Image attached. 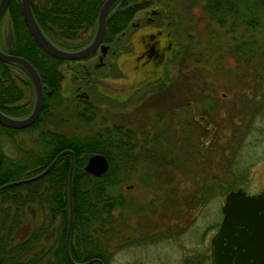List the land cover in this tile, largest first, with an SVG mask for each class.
<instances>
[{
    "label": "trees",
    "instance_id": "1",
    "mask_svg": "<svg viewBox=\"0 0 264 264\" xmlns=\"http://www.w3.org/2000/svg\"><path fill=\"white\" fill-rule=\"evenodd\" d=\"M30 1L34 16L43 31L53 41L64 45L52 33H59L68 38L75 36L77 30L83 27L94 26L103 0ZM119 1L106 18L105 39L122 29L136 10L135 5L120 6L126 0ZM192 2L201 6L210 22L219 24L230 33L227 38L233 37L235 48L233 51L229 48V53L239 57L244 64L243 70L250 67L248 77L251 76L255 91L250 97L247 96L246 90L242 94L239 113L243 128L234 127L230 141L237 147L244 141L246 131L248 135L251 134L249 127L253 118L257 117L260 131L264 129V0ZM6 11L11 21L9 47H0L6 52L21 55L31 61L39 72L43 86L52 89L53 93L51 96L45 95L42 108L30 125L13 128L0 123V185L33 175L48 165L61 150H73V219L68 246L75 261L99 258L104 264H110L112 256L124 246L134 242L155 241L159 235L151 234L157 227L153 224L154 210L150 211L148 205L154 203L159 195L161 208H174V213L179 214V209L183 207L181 202H185L186 211L189 212L191 207L194 217L219 187H223L224 193L231 190L232 186L228 182L218 184L206 179L193 180V192L190 194L192 199L189 200V194H186L184 200L179 201V192L171 185L175 170L182 166L181 160L184 164L193 162L197 166L195 159L199 149L195 145L187 144L183 145L182 154L178 153L170 134L164 128L152 134L147 130H139L142 139L138 144L137 133L124 128L120 123L101 126L86 135H70L48 127L46 116L51 114L48 111V99H59L57 92L63 78L59 65L62 59L46 53L33 39L22 17L20 0H9ZM222 51L227 53L226 49ZM196 60L198 61L197 56ZM181 64L180 61V66ZM14 69L21 70L27 76L26 80L20 79L21 84L17 82ZM187 72L191 73L186 76L192 82L205 76L201 66ZM28 83H31V80L22 67L0 60V109L11 115L27 113L29 107H26V103L16 101L23 96L25 85ZM177 85L182 87V84ZM174 86V82L162 85L155 92V101L158 98L173 96ZM150 101L152 102V98ZM172 101L167 102L171 107L168 108L169 112L176 106V102L171 103ZM183 101L178 104L181 105ZM147 104L149 101L144 103L146 106ZM160 104L166 103L162 100ZM218 107V102L213 101L205 114H213ZM87 111L86 108L78 111L79 118L91 120L94 111L86 114ZM169 114H173V111ZM155 116L157 120H162L163 111H157ZM19 132L29 135L34 132L31 140L35 146H26L23 144V138L17 139ZM6 144L9 146L7 149ZM96 152L105 154L109 162L107 170L98 176L84 170L88 156ZM140 158L150 162L142 184L157 192L144 206L129 198L121 189V184L131 176L129 167ZM69 164L70 154L65 153L42 176L0 189V264H72L65 251L69 215ZM238 178L240 177L234 178L233 182H237ZM133 215H136L139 224L130 228L129 221ZM128 229L131 230L130 234H127ZM89 264L100 262L93 261Z\"/></svg>",
    "mask_w": 264,
    "mask_h": 264
},
{
    "label": "rangeland",
    "instance_id": "2",
    "mask_svg": "<svg viewBox=\"0 0 264 264\" xmlns=\"http://www.w3.org/2000/svg\"><path fill=\"white\" fill-rule=\"evenodd\" d=\"M128 5H135L136 10L127 24L113 36L104 38L111 45L105 56L106 66H87L93 75L112 76L105 82L106 85H102L110 92L95 91V81L85 82L60 63L63 79L57 92L59 99H48V111L51 114L46 116L47 126L70 135H86L101 126L120 123L124 128L134 130L138 141L142 139L139 130H147L152 134L164 128L170 134L178 153L182 154L183 145H195L199 149L195 159L198 165L195 166L193 162L194 166L190 162L184 164L181 160L182 166L176 168L171 182L179 192V201L184 200L186 194H189V200L192 199L190 194L193 192V180L206 179L218 184L228 182L231 189L242 187L246 192L264 188V129L260 131L257 117L251 120V134L248 135L246 131L244 141L239 146L230 142L234 127L243 128L239 113L243 91L246 90L249 97L255 91L251 76L248 77L250 67L243 70L244 64L239 57L229 53V48L232 51L235 48L233 37L227 38L230 33L219 24L210 22L201 6L192 0H126L120 6ZM151 9L161 10L167 18L165 20L170 21L165 26V31L170 32L172 48L158 65L142 64L136 67L135 57L139 54L141 45L134 37L155 27L144 25L145 15ZM132 21L138 22L140 28L132 26ZM158 21L165 22L163 19ZM95 25L96 23L94 26L83 27L77 30L75 36L68 38L54 32L52 35L66 47H74L86 43L93 36ZM10 32L11 21L6 11L0 20V45L3 48L9 47ZM131 41L132 47L129 50L127 44ZM222 48L227 50L226 54ZM90 58L91 63L95 61L96 53ZM200 66L204 69L205 76L192 82L186 76L191 74L187 71ZM14 74L19 84L21 78L27 79L26 74L19 69H14ZM183 77L184 79H180ZM171 82L175 83L173 96L158 98L160 103L162 100L166 103L161 105L155 101V92L162 85ZM77 84H82L78 90ZM177 84H182V87ZM82 89L89 93L87 100L76 95ZM168 100L176 102L171 115ZM182 100L183 103L179 105L178 102ZM146 101H149L147 106L144 105ZM213 101L218 102V109L213 114H205ZM16 102L26 103V107L31 110V83L25 85L23 96ZM84 108L88 110L86 114L94 111L91 120L79 118L78 111ZM159 110L164 114L160 121L155 116ZM32 136L34 132L32 135L19 132L17 139L23 138L24 145L33 147ZM5 147L7 149L9 146L6 144ZM149 163L144 158L137 159L129 167L130 178L121 184L122 191L143 206L157 193L142 184L143 178L146 179ZM237 177L240 178L233 182ZM224 195L223 187H219L194 217L191 207L189 212L186 211L185 202H181L183 207L179 209V214L174 213V208H161L159 195L154 203L148 205L150 211L154 210L153 224L157 227L151 234L159 235L158 238L152 242H134L124 246L112 256L110 264H210V240L223 216ZM129 222L130 228L139 224L136 215ZM130 233L131 230L128 229L127 234Z\"/></svg>",
    "mask_w": 264,
    "mask_h": 264
},
{
    "label": "water",
    "instance_id": "3",
    "mask_svg": "<svg viewBox=\"0 0 264 264\" xmlns=\"http://www.w3.org/2000/svg\"><path fill=\"white\" fill-rule=\"evenodd\" d=\"M119 0H103L96 18L95 30L92 38L77 48H65L53 41L37 22L30 0H20L22 17L36 43L45 52L61 59H79L90 54L103 39L106 30V18L110 10ZM9 0H0V19L7 10ZM102 54L107 45L100 44ZM0 60L11 62L22 67L28 74L33 87V104L31 110L24 115H11L0 109V123L8 127L22 128L30 125L38 116L44 101V88L41 77L35 66L27 58L4 51L0 47ZM51 91H48L50 94ZM70 154L68 170V225L65 238V251L72 264H89L99 261L91 258L86 261H75L69 252V237L72 228V173L74 165V152L66 148L57 153L53 159L39 172L7 181L0 185V189L10 185L33 180L45 174L56 160L63 154ZM1 161V150H0ZM109 162L105 154L92 153L88 156L84 170L100 175L107 170ZM129 187L131 185H128ZM222 219L217 230L210 240V258L212 264H264V188L255 192H246L242 187L231 189L224 195L222 205Z\"/></svg>",
    "mask_w": 264,
    "mask_h": 264
},
{
    "label": "flooded vegetation",
    "instance_id": "4",
    "mask_svg": "<svg viewBox=\"0 0 264 264\" xmlns=\"http://www.w3.org/2000/svg\"><path fill=\"white\" fill-rule=\"evenodd\" d=\"M158 19H161V20L163 19V21L165 22L159 23ZM165 19L167 18L165 17L163 12L158 9H151L149 13H146L144 25L145 26L153 25L155 27H152L149 30L143 31L142 33L138 34L136 38L134 37V40H136L141 45L139 54L136 55L135 57V59H137L136 67H140L142 64L151 65V66L158 65L159 62L164 61V59L166 58V55H168L167 53L171 51L172 41L170 40V32L165 31L166 30L165 26H168L170 21L165 20ZM131 25L136 26L137 29L140 28L138 22L132 21ZM104 37H105V33H104L103 39L101 40V43H104L105 45L107 44L105 53L102 54L101 47H100L101 43H100L87 56H84L79 59H69V60L62 59V62H61V64H63L64 67L72 71L73 74H76L82 77L85 82L95 81L94 84H96V86L93 85V87L96 89L95 91H98L99 93L101 91H105V93L110 92V91H107V89H105L104 86L102 85H106L105 82H107L108 78L110 79L112 76L110 75V76L103 77L101 75H93V73H90L88 71L87 66L88 65H92L93 67L106 66L107 61L105 60V56L109 52L110 45L107 42H105ZM84 44L75 45L74 47H66L65 45H61V46L65 48H77ZM127 45H128L127 47H130L129 50H131L132 41L128 42ZM93 53H96V60L91 63L90 56ZM71 60H73L74 64L71 63L72 62ZM82 72H84V74ZM81 85L82 84H77L76 90L80 89ZM43 88H44V95L48 96L53 93L52 89H47L44 86ZM82 90L78 92L76 95H78V97L80 98H84L87 100V98L89 97V93L86 90H83V91ZM48 91H51L50 94H48Z\"/></svg>",
    "mask_w": 264,
    "mask_h": 264
},
{
    "label": "bare ground",
    "instance_id": "5",
    "mask_svg": "<svg viewBox=\"0 0 264 264\" xmlns=\"http://www.w3.org/2000/svg\"><path fill=\"white\" fill-rule=\"evenodd\" d=\"M120 2V1H119ZM112 12H114V11H112ZM107 25V24H106ZM106 28H107V26H106ZM130 28V27H129ZM126 31H127V29H126ZM106 35V34H105ZM105 40V39H104ZM112 42V41H111ZM87 43V42H86ZM104 44V43H103ZM61 45V44H60ZM107 45V44H106ZM111 46V45H110ZM47 53V52H46ZM49 54V53H48ZM105 56V55H104ZM89 103V102H88ZM89 107V106H88ZM108 172V171H107ZM106 172V173H107Z\"/></svg>",
    "mask_w": 264,
    "mask_h": 264
}]
</instances>
